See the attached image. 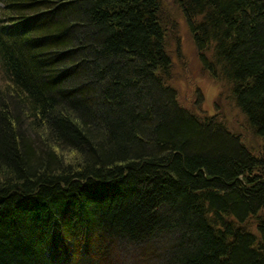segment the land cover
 I'll return each instance as SVG.
<instances>
[{
	"label": "trees",
	"instance_id": "1",
	"mask_svg": "<svg viewBox=\"0 0 264 264\" xmlns=\"http://www.w3.org/2000/svg\"><path fill=\"white\" fill-rule=\"evenodd\" d=\"M174 4L262 147L178 106L159 0H0V264H264V0Z\"/></svg>",
	"mask_w": 264,
	"mask_h": 264
},
{
	"label": "rangeland",
	"instance_id": "2",
	"mask_svg": "<svg viewBox=\"0 0 264 264\" xmlns=\"http://www.w3.org/2000/svg\"><path fill=\"white\" fill-rule=\"evenodd\" d=\"M172 2L173 0H160V17L162 24L167 27L165 45L171 61L170 77L166 85L174 91L178 106L197 117L201 114V117L221 114L227 128L240 136L250 150L260 149L262 140L251 134L245 117L231 100L228 88L212 79L203 67L182 12L177 9L175 15L170 14ZM172 19L175 23L171 25ZM122 247L124 250L120 251ZM107 248V257L103 262L95 256L94 248L89 251L77 248V254L70 257V264H116L117 261L120 264H142L143 258L124 241L108 245L106 243Z\"/></svg>",
	"mask_w": 264,
	"mask_h": 264
},
{
	"label": "bare ground",
	"instance_id": "3",
	"mask_svg": "<svg viewBox=\"0 0 264 264\" xmlns=\"http://www.w3.org/2000/svg\"><path fill=\"white\" fill-rule=\"evenodd\" d=\"M160 1V0H159ZM169 11H170V14L173 16V15H175L176 14V5L174 4V0H173V2H172V7L169 9ZM175 19V18H174ZM174 19H172V23H171V25L173 24V22H175V20ZM168 21H170V20H168ZM163 25V24H162ZM163 28H164V31L166 30V26H164L163 25ZM241 141H242V139H241ZM243 142V141H242ZM245 144V143H244ZM246 145V144H245ZM69 246H70V248H72L73 249V252L72 251H70V254H77V252H76V249H77V247H76V243L75 244H72V243H70L69 244ZM78 248H81V246L79 247L78 246ZM69 254V253H68Z\"/></svg>",
	"mask_w": 264,
	"mask_h": 264
}]
</instances>
